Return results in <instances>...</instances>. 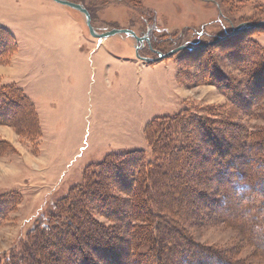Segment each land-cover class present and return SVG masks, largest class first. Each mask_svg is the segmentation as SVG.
Listing matches in <instances>:
<instances>
[{"label":"rangeland","instance_id":"rangeland-1","mask_svg":"<svg viewBox=\"0 0 264 264\" xmlns=\"http://www.w3.org/2000/svg\"><path fill=\"white\" fill-rule=\"evenodd\" d=\"M87 1L97 7L92 22L99 32L147 27L158 51L195 49L146 62L132 36L94 37L85 15L70 6L0 0V29L6 32L0 34V92L6 89L14 99L24 94L28 101L10 100L14 108L7 107L0 95V195L14 193L16 199L0 213V261L83 182L88 166L109 153H150L146 127L156 117L184 110L208 116L226 127L223 149L245 144L264 155V26L228 36L240 23L263 21L264 0ZM144 44L141 56L158 57ZM210 157H202L203 164L211 168L213 160L218 167V152ZM242 160L233 161V171L251 176V190L240 193L226 177L210 181L204 166L206 182H187L195 198L191 191L184 203L172 205L179 216L162 215L174 222L187 218L181 224L190 238L180 246L188 252L184 264H264V181L256 186V166L241 167ZM221 185L233 192L226 199Z\"/></svg>","mask_w":264,"mask_h":264},{"label":"trees","instance_id":"trees-1","mask_svg":"<svg viewBox=\"0 0 264 264\" xmlns=\"http://www.w3.org/2000/svg\"><path fill=\"white\" fill-rule=\"evenodd\" d=\"M71 1L86 7L93 21L97 11L94 4L87 0ZM151 30L146 27L134 31L149 37V48L157 52L158 45ZM0 34L6 35L5 30L0 29ZM3 52L0 48V55ZM0 95L7 107L14 108L18 100L24 106L28 102L24 94L14 99L6 89ZM220 126L217 120L189 110L154 118L146 127L150 153L146 149L109 153L101 162L88 166L83 182L38 218L16 249L0 264H137V261L148 262L150 258V264H184L188 252L180 246L185 247L190 238L181 224L187 218L174 222L164 220L162 215L179 216L178 208H173L175 202L177 206L184 203L191 191L195 196L194 185L187 182L194 177L206 182L207 178H202L200 173L207 168V172L212 173L210 181L215 183L216 178L219 181L226 177L240 193L249 191L251 176L242 170L233 171V161L238 158H244L241 167L247 163L256 166L257 172L252 175L253 180H258L256 186L259 179L264 181L261 149L244 144L237 150L226 151L220 146L226 127ZM242 134L243 139L246 132ZM216 151L218 160L215 162L219 166L211 160L212 167L208 168L203 160L209 161L210 154ZM222 186L219 190L226 199L233 192L228 186ZM262 187L264 185L260 189ZM15 200L14 193L0 195V213L7 212ZM96 214L107 217L113 224L102 223ZM262 248L264 250V246Z\"/></svg>","mask_w":264,"mask_h":264},{"label":"water","instance_id":"water-1","mask_svg":"<svg viewBox=\"0 0 264 264\" xmlns=\"http://www.w3.org/2000/svg\"><path fill=\"white\" fill-rule=\"evenodd\" d=\"M61 4H64V5H67V6H70L76 10H79L81 13H83L85 15V18H86V24L89 28V31L91 33L92 36L94 37H97V38H106V37H109V36H112V35H115V34H119V33H125L127 35H130L132 36L137 44L135 46L136 48V52H137V56L146 61V62H151V61H158V60H162L166 57H169L173 54H175L176 52L180 51V50H183V49H189V50H193L195 49V47L193 45H181L179 47H176L166 53H163L161 51H157L158 53V57L154 58V59H151L149 57H144V56H141L140 55V50L142 49L145 41H149V38L146 37V36H140L138 35L133 29H130V28H112L110 30H106V31H103V32H99L93 25V22H92V16L90 14V12L88 11V9L86 7H84L83 5L79 4V3H76V2H73L71 0H55ZM264 26V20L263 21H260V22H252V21H247V22H243V23H240L239 25L233 27L232 31L229 33L228 36H231V35H234V34H239V33H243V32H247V31H250V30H253L255 28H259V27H262ZM225 37H222L221 39H223ZM212 43V42H211ZM211 43H208V44H211ZM208 44H205L203 46H206Z\"/></svg>","mask_w":264,"mask_h":264},{"label":"flooded vegetation","instance_id":"flooded-vegetation-1","mask_svg":"<svg viewBox=\"0 0 264 264\" xmlns=\"http://www.w3.org/2000/svg\"><path fill=\"white\" fill-rule=\"evenodd\" d=\"M146 37H147V36H146ZM148 38H149V37H148ZM145 42L148 43V45H149V47H150V44H151V43H150L149 41H145Z\"/></svg>","mask_w":264,"mask_h":264},{"label":"crops","instance_id":"crops-1","mask_svg":"<svg viewBox=\"0 0 264 264\" xmlns=\"http://www.w3.org/2000/svg\"><path fill=\"white\" fill-rule=\"evenodd\" d=\"M104 39V38H103Z\"/></svg>","mask_w":264,"mask_h":264}]
</instances>
